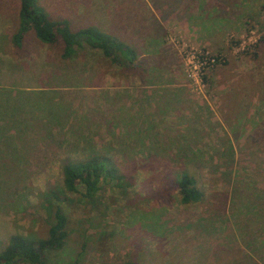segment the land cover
I'll return each instance as SVG.
<instances>
[{"label": "rangeland", "instance_id": "374dc122", "mask_svg": "<svg viewBox=\"0 0 264 264\" xmlns=\"http://www.w3.org/2000/svg\"><path fill=\"white\" fill-rule=\"evenodd\" d=\"M36 2L140 57L120 67L88 44L63 57L33 29L16 44L19 0H0V251L12 235L37 247L58 205L67 237L43 264H264V0ZM95 154L120 186L67 192L62 160ZM183 174L199 202L180 201Z\"/></svg>", "mask_w": 264, "mask_h": 264}, {"label": "trees", "instance_id": "16d2710c", "mask_svg": "<svg viewBox=\"0 0 264 264\" xmlns=\"http://www.w3.org/2000/svg\"><path fill=\"white\" fill-rule=\"evenodd\" d=\"M19 30L13 35V41L20 44L28 30L33 29L37 38L46 44H54L60 39L63 42V57L73 56L79 47L88 44L93 48L102 49L105 56L120 67H133L138 64L140 50L134 42L126 36H120L97 25H89L74 31L70 20L63 18L52 19L36 0H19ZM62 175L65 190L76 193L79 186H83V197L93 200L101 190L103 181H119L123 176L118 173L114 164L102 155L95 154L86 159H63ZM180 189V201L183 205L199 202L203 194L197 187L193 177L183 174L176 180ZM50 195L58 197L55 190L51 189ZM54 222L48 229L47 238L40 240L38 246L20 235H12L0 251V264H43V251L45 249L59 248L67 237V218L60 206H55L53 211ZM132 264V263H128Z\"/></svg>", "mask_w": 264, "mask_h": 264}, {"label": "built area", "instance_id": "2783aa9c", "mask_svg": "<svg viewBox=\"0 0 264 264\" xmlns=\"http://www.w3.org/2000/svg\"><path fill=\"white\" fill-rule=\"evenodd\" d=\"M199 58V66L202 68L207 67L209 64H212L216 61V56L210 54H202Z\"/></svg>", "mask_w": 264, "mask_h": 264}]
</instances>
